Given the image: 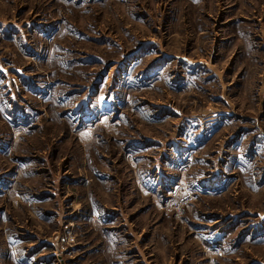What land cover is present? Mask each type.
I'll return each mask as SVG.
<instances>
[{
	"label": "rangeland",
	"instance_id": "obj_1",
	"mask_svg": "<svg viewBox=\"0 0 264 264\" xmlns=\"http://www.w3.org/2000/svg\"><path fill=\"white\" fill-rule=\"evenodd\" d=\"M0 264H264V0H0Z\"/></svg>",
	"mask_w": 264,
	"mask_h": 264
}]
</instances>
